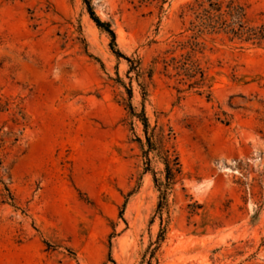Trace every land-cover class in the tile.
I'll return each mask as SVG.
<instances>
[{
    "label": "rangeland",
    "instance_id": "374dc122",
    "mask_svg": "<svg viewBox=\"0 0 264 264\" xmlns=\"http://www.w3.org/2000/svg\"><path fill=\"white\" fill-rule=\"evenodd\" d=\"M86 2L114 49L83 0H0V264H264V49L194 34L206 0Z\"/></svg>",
    "mask_w": 264,
    "mask_h": 264
},
{
    "label": "trees",
    "instance_id": "16d2710c",
    "mask_svg": "<svg viewBox=\"0 0 264 264\" xmlns=\"http://www.w3.org/2000/svg\"><path fill=\"white\" fill-rule=\"evenodd\" d=\"M83 2L87 5L88 14L90 19L96 25L97 28L104 30L111 39V49L115 48V35L107 23L101 22L89 8V4L86 0ZM207 7L202 8L200 13L195 15L194 22H191L192 32L194 34H202L203 31L211 33L222 32L227 35L231 41H238L240 44L249 45L254 48L264 49V22L252 23L247 19L245 10L242 6L234 1L228 2L224 9L222 3L219 0H206ZM202 5H199L200 9ZM114 51V50H113ZM114 54L118 58H125L118 51H114ZM128 61V60H127ZM145 132L148 124L147 120L142 116L140 119ZM148 142L149 150L144 152L146 156L152 151H157V155L162 160L165 174H166V187L161 192L159 202V212H162L165 206V197L167 190L172 186L174 178L180 174V164L178 157L174 153L171 147L166 142L161 141L158 148H155L154 144L150 142V139H146ZM147 162L149 160L147 159Z\"/></svg>",
    "mask_w": 264,
    "mask_h": 264
}]
</instances>
